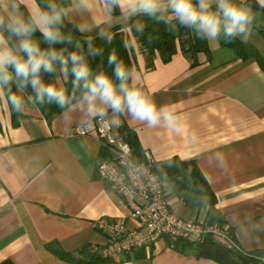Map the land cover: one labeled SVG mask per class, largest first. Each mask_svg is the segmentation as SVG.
I'll use <instances>...</instances> for the list:
<instances>
[{
	"label": "crops",
	"instance_id": "crops-1",
	"mask_svg": "<svg viewBox=\"0 0 264 264\" xmlns=\"http://www.w3.org/2000/svg\"><path fill=\"white\" fill-rule=\"evenodd\" d=\"M243 3L264 32V2ZM89 22L92 30L81 36L101 38V32L118 29L128 37L134 82L158 106L174 105L182 130L149 128L111 112L104 119L122 138L130 137L145 161H193L214 196L218 221L211 224L224 227L242 253L264 251V38H234L245 51L250 48L245 57L222 38L205 40L207 54H194L185 41L177 42L176 52L163 63L157 55L148 57L124 30L120 14L108 23L93 14ZM255 28L249 34L253 38ZM53 78L65 87L58 74ZM55 109L47 121L35 104L26 102L17 113L0 99V264H69L54 252L90 263L100 259L107 243L94 228L99 219L134 226L121 199L97 172V165L112 160L114 152L94 135H72L74 125L88 121L78 109ZM162 183L168 208L177 217L211 221L206 207L185 206ZM170 242L95 264H217L177 251Z\"/></svg>",
	"mask_w": 264,
	"mask_h": 264
},
{
	"label": "clouds",
	"instance_id": "clouds-1",
	"mask_svg": "<svg viewBox=\"0 0 264 264\" xmlns=\"http://www.w3.org/2000/svg\"><path fill=\"white\" fill-rule=\"evenodd\" d=\"M93 14L105 23L120 14L127 32L142 33L144 25L134 18L146 16L173 33L179 26L199 39L216 42L246 39L253 21L243 0H69L67 5L57 0H0V99L12 111L22 112L26 102L47 103L78 109L89 121L104 119L111 112L113 117L127 115L149 128L181 132L175 106H158L136 85L133 73L115 53L107 57L111 76L103 70L93 72L89 59L101 56L103 49L91 38L81 43L73 36L92 30L89 17ZM101 38L110 42L113 36L105 30ZM56 45H72L74 50ZM57 74L70 81L71 93L44 79Z\"/></svg>",
	"mask_w": 264,
	"mask_h": 264
},
{
	"label": "built area",
	"instance_id": "built-area-1",
	"mask_svg": "<svg viewBox=\"0 0 264 264\" xmlns=\"http://www.w3.org/2000/svg\"><path fill=\"white\" fill-rule=\"evenodd\" d=\"M72 135H94L101 145L114 152L112 160L97 165V172L121 199L134 222L132 228L121 220L106 218L94 224V228L107 239L106 245L98 253L101 259L114 260L135 250L150 249L165 239L199 244L208 237L231 247L230 235L224 227L183 220L169 210L163 183L146 165L153 161L146 157V163L135 162L128 143L105 119L76 124L72 127ZM258 260L264 262V257H258Z\"/></svg>",
	"mask_w": 264,
	"mask_h": 264
},
{
	"label": "trees",
	"instance_id": "trees-1",
	"mask_svg": "<svg viewBox=\"0 0 264 264\" xmlns=\"http://www.w3.org/2000/svg\"><path fill=\"white\" fill-rule=\"evenodd\" d=\"M57 2L61 5L68 4L67 0H57ZM118 15L119 14H117V16ZM134 19L140 21L144 25V29L142 33H137L134 30L130 33L139 47L146 52L148 57L157 55L160 60L165 63L169 61L170 57L176 52V43H181L183 41H185L188 46L187 50L190 52L194 54H207L205 40L197 38L194 32L189 29L177 26V31L173 33L169 30L167 25L157 23L146 16H138ZM111 33L113 38L110 42L96 35L81 36L79 33H73L74 38L79 42L83 43L86 38H91L97 47L103 49V54L95 59L90 58L89 63L93 72L103 70L109 76L112 75V67L107 63V57L110 53H115L130 70L133 60V51L128 37L124 36L122 32H118V29L112 30ZM223 43L245 57L244 54H246V51L238 41L231 39L225 42L223 40ZM126 45L128 46L126 47ZM41 47H44V45H41ZM55 47L58 49L66 47L68 51L74 50L72 45H56ZM44 79L47 82L55 84L53 76H45ZM64 86L69 93H71L72 86L70 81L65 82ZM25 96L27 97V94H25ZM35 105L39 108L47 121L53 118L58 112V110L55 109V104L45 103L43 105ZM123 138L130 147L132 159L137 163H146L143 156L137 152L130 137L126 135L123 136ZM146 165L150 172L157 176L161 182L168 184L172 194H174L185 206L206 207L209 218L211 219L209 223L211 224L213 221H218V215L214 210V196L193 161L182 162L173 157L163 163L151 162L146 163ZM230 239L232 245L229 248L208 237L199 244H190L185 241L176 240L170 242V246L177 251L191 252L199 258H205L217 264H264V262L258 260V257L264 254V251L252 254L242 253L236 248L237 246L231 236ZM54 254L69 264H95L105 261L104 259L98 258L92 260L90 263H83L76 261L69 254H64L62 252H54ZM2 264L11 263L4 262Z\"/></svg>",
	"mask_w": 264,
	"mask_h": 264
},
{
	"label": "rangeland",
	"instance_id": "rangeland-1",
	"mask_svg": "<svg viewBox=\"0 0 264 264\" xmlns=\"http://www.w3.org/2000/svg\"><path fill=\"white\" fill-rule=\"evenodd\" d=\"M251 26L254 27V28L256 27L255 29L257 30V32L256 31L253 32L254 38L251 37L252 34L251 35H248L247 38L244 39V42H246V41H248V42H256V39L258 40V37L257 36H260V37L264 38V32H261V33L259 32L260 28H262V27H260L257 23H254V21H252V25ZM261 31H264V30L261 29ZM263 44H264V40H263ZM247 51H250V48L246 49V52ZM261 52H262L263 57H264V45L261 48Z\"/></svg>",
	"mask_w": 264,
	"mask_h": 264
}]
</instances>
